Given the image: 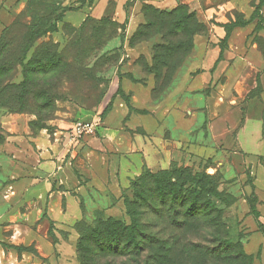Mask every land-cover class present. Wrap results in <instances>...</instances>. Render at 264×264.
Returning <instances> with one entry per match:
<instances>
[{
    "label": "rangeland",
    "instance_id": "374dc122",
    "mask_svg": "<svg viewBox=\"0 0 264 264\" xmlns=\"http://www.w3.org/2000/svg\"><path fill=\"white\" fill-rule=\"evenodd\" d=\"M250 3L251 0H177L172 8L141 3L135 8L126 7L128 14H133L132 23H116L112 18L113 2L100 18L85 16L80 21L78 9L86 4V0H16L13 19L2 29L0 36L9 28L13 35H18L23 27L29 28L31 33L41 28L44 34L36 37L32 46L24 52L21 64L17 57L20 53L14 50L19 39L12 40L11 47L3 52L0 144L4 140L1 125L4 115H27L34 130L42 126L54 129L58 125L69 127L76 123H99L118 95V89L121 90V83L132 81L131 74L120 73L128 69L126 60L129 58L122 50L106 48L114 36L125 37L130 24L134 31L141 30L138 37L152 39L153 49L157 46L155 54L152 50L155 64H152L153 57L142 56L136 58L135 67H131L140 82L138 85L147 86L150 91L143 102H139L144 111L139 115L146 125L136 127L148 135L155 124L165 122L162 106L170 100L160 97V90L169 81L174 68L189 57L195 69L193 74L203 73V57L198 54L190 56L193 37L195 33L212 30L208 47L217 46L220 49L219 55L226 68L217 71L213 68L209 72L210 83L196 88L189 97V106L195 111L189 133L183 135L171 119L166 122L168 126L164 135L178 140V144H171L175 150L173 156L168 155L166 166L145 168L155 175L160 195L167 192L180 194L184 188L191 187L194 192L186 198V206L195 199L200 213L205 205L213 207L225 233L222 238L214 232L219 237L210 243L201 237L196 242L200 251L192 250L181 259L163 261L162 264H264V159L260 158L258 162L259 178L256 174H248L245 171L247 168L238 172L230 159L232 152L242 148L248 125L251 135L256 134L252 121H257L262 114V103L248 104L244 94L236 95V101L231 102L236 97L234 91L215 90L211 86L214 80L218 84L231 79L227 73L231 71L232 52L237 42L244 40L246 50L247 42L263 47V28L253 30L254 36L244 39L250 29L262 23L263 20L258 17L234 39V45L222 42L217 35L221 23L239 22L242 15L247 16L244 11ZM129 4H133V0ZM132 33L129 37L134 42ZM246 74H243V80ZM206 96L209 99H204ZM173 101L178 103V97ZM130 106L133 110L134 106ZM248 110H254L255 119L247 118ZM135 122L132 115L131 125ZM245 124L247 128L242 130ZM248 150L253 148L248 147ZM180 175L184 178L178 184ZM192 178L196 179L199 188L189 184ZM243 193L247 197V206L236 205V197ZM127 195H131L129 191ZM122 204L121 212L116 211L121 216L117 219L129 225L123 198ZM144 221H147L146 217Z\"/></svg>",
    "mask_w": 264,
    "mask_h": 264
},
{
    "label": "crops",
    "instance_id": "0c3cea01",
    "mask_svg": "<svg viewBox=\"0 0 264 264\" xmlns=\"http://www.w3.org/2000/svg\"><path fill=\"white\" fill-rule=\"evenodd\" d=\"M130 1L92 0L89 4V0H86V4L78 9V19L81 21L85 16L100 18L105 15L110 2H113V20L132 23L133 14H128V6L135 8L142 3L172 8L177 4V0H133V4H129ZM257 3L258 0H251L250 6L244 11L248 15H242L245 19ZM15 4L16 0H0V32L12 21ZM244 12L240 11L241 14ZM260 12L264 19V4ZM223 24L218 25L219 39L225 36ZM249 27V24L235 27L226 44H236L234 39ZM132 28L130 24L125 37L114 36L106 48L122 50L129 59L126 60L128 69L120 73L132 74L138 79L131 67H135L138 57L150 58L151 42L130 45L128 39L134 31ZM210 33L212 30L194 35L190 54L203 57V73L193 74L195 69L189 57L181 62L170 83L160 92V97L170 100L162 106L165 122L155 124L148 135L136 127L146 125L139 115L143 113L137 109L142 110L139 102H143L150 91L147 86L131 80H124L121 89L129 97V104L134 106L133 112L118 95L115 96L110 109L99 121L96 133L74 144L68 143L61 134L70 125H58L54 129L39 127L34 130L30 124L31 118L27 115L9 114L2 117L4 140L0 144V264H78L75 250L78 238L76 223L84 217L93 218L98 212L121 217L116 211L121 212L122 190L128 187L130 179L139 175L144 167L164 168L168 155L173 156L175 149L171 148V144H178V140L164 135L168 126L166 122L171 119L183 135L189 133L192 115L195 113L189 106V97L196 88L210 83L209 72L213 68L216 71L226 68L219 58L220 49L217 46L208 47V42L212 40ZM253 36V29H250L244 39ZM237 44L234 49L230 46L234 51L229 68L231 71L227 73L231 79L218 84L214 80L211 86L215 90L221 88L234 91L235 96L244 94L248 104L256 101L262 103V114L257 117V121H252L256 134L252 136L250 126L247 128L245 124L242 130H247L242 148L232 152L230 157L238 172L247 168L245 171L248 174H256L259 178V159H264V41L263 47L247 42V50L243 47L244 40ZM245 72L247 74L243 80ZM176 96L178 103L173 101ZM238 96L230 101L235 102ZM132 115L137 121L134 125H131ZM255 117L254 110L247 111L248 119ZM248 147L253 150H248ZM246 201L245 193L239 194L235 204L247 206Z\"/></svg>",
    "mask_w": 264,
    "mask_h": 264
},
{
    "label": "trees",
    "instance_id": "16d2710c",
    "mask_svg": "<svg viewBox=\"0 0 264 264\" xmlns=\"http://www.w3.org/2000/svg\"><path fill=\"white\" fill-rule=\"evenodd\" d=\"M263 4L264 0H258L252 13L246 19L241 16L239 22L224 23L222 26L225 36L221 39L222 42L226 43L230 32L235 27L248 25L255 17L264 21L260 12ZM262 23H257L253 30L264 29ZM139 31L141 33L139 29L132 33L134 42L129 37L130 45L152 41V39L145 40L138 37ZM43 34L44 31H41V28H37L34 33H31L29 28L23 27L22 32L18 35H13L10 28L5 29L0 36V72H4L1 57L3 52L11 47L12 40L19 39L14 50L20 53L17 57L21 64L24 52L32 46L36 37ZM153 44L151 42V58L153 51L154 54L157 52V46L153 49ZM153 58L152 64H155V55ZM178 66L174 68L169 81L162 87V90L170 83ZM131 80L139 81L134 77H131ZM121 90L118 89V96L128 105L129 110L133 111L135 108L132 110L129 97ZM106 113L107 111L104 112V115ZM178 178H180L178 184H181L184 176L180 175ZM195 180L192 178L188 182L190 185L196 186ZM156 181L155 175L144 167L139 176L137 175L129 182L128 187L122 190L121 198L124 200L126 214L130 220L129 225H125L119 219L107 216L103 212L96 213L93 218L84 217L76 223V231L79 236L75 244L78 264H162L163 261L181 259L183 255H188L192 250L200 251L196 242L201 237L210 243L219 237L214 232L221 236L225 233L220 217L218 218L213 207L205 205L200 213L196 209L195 199L186 206V198L194 192L191 187L184 188V192L180 194L167 192L160 195L156 189ZM196 188L199 186L197 185ZM128 191L131 195H127ZM145 217L147 218L146 222L144 221ZM193 239H195L194 242Z\"/></svg>",
    "mask_w": 264,
    "mask_h": 264
},
{
    "label": "built area",
    "instance_id": "2783aa9c",
    "mask_svg": "<svg viewBox=\"0 0 264 264\" xmlns=\"http://www.w3.org/2000/svg\"><path fill=\"white\" fill-rule=\"evenodd\" d=\"M98 123H76L65 129L61 134L70 144L77 143L84 137L92 136L96 133Z\"/></svg>",
    "mask_w": 264,
    "mask_h": 264
}]
</instances>
